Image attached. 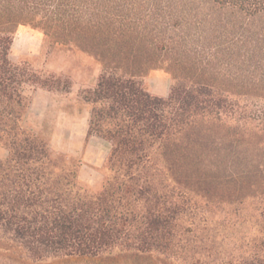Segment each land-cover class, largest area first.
Segmentation results:
<instances>
[{
    "label": "trees",
    "instance_id": "trees-1",
    "mask_svg": "<svg viewBox=\"0 0 264 264\" xmlns=\"http://www.w3.org/2000/svg\"><path fill=\"white\" fill-rule=\"evenodd\" d=\"M239 13L264 14V0H0V264L214 262L188 177L204 175L223 143L211 129L232 143L264 136V24H239ZM19 25L100 63L79 92L91 104L87 137L111 142L98 192L78 179L79 161L21 126L26 87L71 85L9 58ZM153 68L171 74L166 97L144 86ZM235 68L239 83L227 84L239 98L225 83ZM224 264H264V255Z\"/></svg>",
    "mask_w": 264,
    "mask_h": 264
},
{
    "label": "rangeland",
    "instance_id": "rangeland-1",
    "mask_svg": "<svg viewBox=\"0 0 264 264\" xmlns=\"http://www.w3.org/2000/svg\"><path fill=\"white\" fill-rule=\"evenodd\" d=\"M235 18L239 24L247 22L254 27L264 24V14L248 19L239 13ZM9 58L14 62L25 61L32 69L43 74L60 76L69 81L71 87H80L79 92L87 84H94L100 71L99 61L89 52L71 43L45 40L39 29L29 25L17 27ZM233 72L232 79L225 80V83L227 88L237 92L234 96L239 98V88L235 90L227 84L239 83V68L233 69ZM171 82V74L163 68L150 69L143 77L148 91L163 94L164 97L168 95ZM256 123L251 122L255 126ZM210 133L220 136L223 143L216 145L206 156L204 175L196 172L188 177L192 188L190 205L198 212L199 224H206L209 235L213 237L207 241L212 247L207 255L214 258L212 264H224L229 259L255 253L264 255V218L260 215L264 194L255 190L256 184H264V136H253L249 142L239 143L238 140L232 143L226 129H211ZM38 136L48 141V133ZM63 154L74 157L80 167L81 158L78 155ZM199 171H202L201 168ZM108 174L110 170L106 160L98 171L84 167L82 174L79 168L77 172L81 183L95 192L102 188L104 177Z\"/></svg>",
    "mask_w": 264,
    "mask_h": 264
},
{
    "label": "crops",
    "instance_id": "crops-1",
    "mask_svg": "<svg viewBox=\"0 0 264 264\" xmlns=\"http://www.w3.org/2000/svg\"><path fill=\"white\" fill-rule=\"evenodd\" d=\"M27 88L24 94L28 102L21 126L37 135L48 133L47 143L52 151L78 155L81 158L80 174L84 167L98 171L106 160L110 143L97 134L87 137L91 104L79 98L80 87L73 85L64 92L43 87ZM6 156L7 150L0 145V159Z\"/></svg>",
    "mask_w": 264,
    "mask_h": 264
}]
</instances>
